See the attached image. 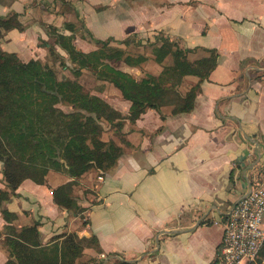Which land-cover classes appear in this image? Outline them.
I'll return each instance as SVG.
<instances>
[{
	"label": "crops",
	"instance_id": "crops-1",
	"mask_svg": "<svg viewBox=\"0 0 264 264\" xmlns=\"http://www.w3.org/2000/svg\"><path fill=\"white\" fill-rule=\"evenodd\" d=\"M12 17L19 27L3 32L0 50L23 63L49 61L51 28L83 53L98 42L125 51L128 38L161 35L218 58L190 112H179L180 104L148 109L111 133L106 141L121 156L105 174L90 169L74 180L50 172L45 183L26 180L13 193L0 162V264L13 259V232L34 226L43 247L73 235V264H212L220 222L250 186L264 188V0H0V18ZM151 61L115 69L154 83L162 70L151 72ZM97 71L86 72L95 79ZM96 83L91 94L126 116L130 103ZM197 83L185 77L183 93ZM68 183L76 213L54 200Z\"/></svg>",
	"mask_w": 264,
	"mask_h": 264
},
{
	"label": "trees",
	"instance_id": "trees-1",
	"mask_svg": "<svg viewBox=\"0 0 264 264\" xmlns=\"http://www.w3.org/2000/svg\"><path fill=\"white\" fill-rule=\"evenodd\" d=\"M17 27L16 17L0 18V38L4 31ZM50 33L54 39L51 55L56 54V45L68 56L66 63L56 54L62 70L71 69L73 74L81 76L85 70L98 69L92 73L95 80L100 85L103 82L112 85L130 107L124 116L86 92L76 79L79 76L73 80L58 79L54 68L39 60L23 63L14 54L0 52V162L4 179L13 193L26 180L45 183L51 169L64 172L74 180L90 169L101 174L112 170L121 150L113 142L103 140L105 130L112 129L119 134L125 120L134 123L148 109L159 112L162 107L180 104L179 112H190L198 84L207 80L217 65L216 50L183 48L161 35L155 36L154 41H136L134 36L122 41L126 47L149 46L158 64L171 57L172 65L163 67L153 83L150 79L138 80L112 65L121 62L139 68L149 56L124 55V50L111 46L109 50V42H98L99 48L83 53L54 28ZM194 53L203 55L191 60L189 56ZM188 76L196 77L198 83L183 93V79ZM71 185L57 188L54 200L60 207L76 213L78 207L68 196ZM3 214L10 219L7 211L3 210ZM13 233L16 239L11 240L10 250L15 260L11 259L8 264H73L79 254L73 235L60 236L57 239L63 237L61 241L43 247L37 226ZM258 259H264V245Z\"/></svg>",
	"mask_w": 264,
	"mask_h": 264
},
{
	"label": "built area",
	"instance_id": "built-area-1",
	"mask_svg": "<svg viewBox=\"0 0 264 264\" xmlns=\"http://www.w3.org/2000/svg\"><path fill=\"white\" fill-rule=\"evenodd\" d=\"M220 223L223 235L214 264L255 263L264 245V188L250 186Z\"/></svg>",
	"mask_w": 264,
	"mask_h": 264
},
{
	"label": "rangeland",
	"instance_id": "rangeland-1",
	"mask_svg": "<svg viewBox=\"0 0 264 264\" xmlns=\"http://www.w3.org/2000/svg\"><path fill=\"white\" fill-rule=\"evenodd\" d=\"M52 42H54V39L52 40ZM107 49L110 50L111 49L110 46H107ZM0 52H3V51L0 50ZM151 52H152V49L149 46H145L144 48H142L141 46L136 45V46H130L129 48H127L124 51V55L128 54V55H131L134 57L140 56V54L149 55L150 56L149 58H152V61H151L152 66H150L149 70L151 72H154V73L157 72L158 67H160L162 70L163 67L172 65V60H171L170 56L166 57V59L164 60V62L162 64H158V63L154 62L153 57H152L153 54H151ZM202 55H203V53H194V54H191L189 56V58L191 60H195V59L201 57ZM58 61L59 60H58V57L56 56V54H53V55H51L49 61H47V62L41 61V62L44 65H49V66L53 67L56 74H57L58 79L68 78V79L73 80L74 78L79 76L78 74H73L71 69L69 71L68 70H62ZM112 65L114 68L123 67V63H121V62L113 63ZM86 71H88V70H85V72H82V75L76 79L77 80L79 79L80 84L84 87L85 91L91 94L92 92H95L98 84L96 83V80L94 79V77ZM138 78H140V77L138 76ZM100 86H104V84L100 85ZM100 86H99V88H100ZM110 96H112L111 93H110ZM63 109L65 110V108H63ZM104 128H107V126L106 127L104 126ZM113 131L114 130H112V129H106L105 132L102 134L103 140L105 139V141H106L107 139H109L111 137V133ZM60 163L63 164L64 166H66L64 161H60ZM62 169H64V168H62ZM50 172H58V171L51 169V170H49L48 174ZM48 174H47V176H48ZM263 260L264 259H258L257 264H262Z\"/></svg>",
	"mask_w": 264,
	"mask_h": 264
}]
</instances>
